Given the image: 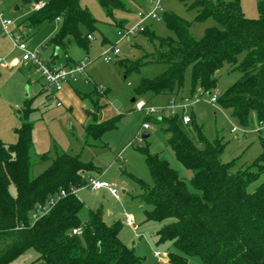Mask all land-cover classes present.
Here are the masks:
<instances>
[{"label":"trees","instance_id":"16d2710c","mask_svg":"<svg viewBox=\"0 0 264 264\" xmlns=\"http://www.w3.org/2000/svg\"><path fill=\"white\" fill-rule=\"evenodd\" d=\"M23 1L45 3L30 14L32 25L60 20L58 31L45 46L67 49L73 37L77 45L88 50L89 35L97 20L81 0ZM125 1L98 0L111 19L115 11L126 9ZM194 4L199 9L192 22L175 13L162 14L174 36L148 33L149 39L157 41L148 61L164 63L167 68L154 77L142 78L136 93L177 98L188 67L191 95L197 87L210 92L217 85V71L229 65L240 76L218 95L217 102L242 124L255 116L262 152L250 165L235 169V160H220L224 148L221 140L210 142L197 125L188 126L193 121L191 116L185 124L182 112L148 115L145 119L163 127L176 159L191 171L193 189L176 168L148 146L139 150L152 183L133 179L148 206L146 219H172L157 231L161 240L171 241L169 264H190L189 255L209 264H264V180L254 191L247 190L264 174V0L257 4V18L244 15L240 0H194ZM209 17L217 25L206 28L199 39L191 36L190 26ZM81 26L88 29L85 36ZM122 63L127 72L137 67L129 60ZM118 123V115L88 123L84 145L100 147L102 136L117 129ZM18 136L16 143L0 141V264L13 262L29 248L38 252L43 264H143L121 240L120 222L108 224L101 210L89 212L84 220L79 216L83 202L75 190L86 183L85 173L97 169L55 144L51 164L33 177V123L23 122ZM41 158L50 159L46 153ZM11 185L15 195L10 192ZM52 197L58 198L54 206L34 220L36 209ZM74 228H81V233L73 234Z\"/></svg>","mask_w":264,"mask_h":264},{"label":"rangeland","instance_id":"374dc122","mask_svg":"<svg viewBox=\"0 0 264 264\" xmlns=\"http://www.w3.org/2000/svg\"><path fill=\"white\" fill-rule=\"evenodd\" d=\"M125 2L126 9L115 11L111 19L106 16L98 0H81V5L87 7L97 20L90 32L88 50L77 45L74 38L70 37L67 49L54 47L57 56L54 58L56 64L53 66H68L67 61H70L69 65H73L86 58L89 60L86 62L85 73L78 75L75 79L77 81L72 83V96L68 99V104L61 100V105L58 106L57 98L46 96L43 78L33 65L30 64L32 68H25L13 65L12 61L22 57V52L14 45L15 38L18 37L26 39L30 52L38 51L43 59L48 57V50L53 46L46 47L45 43L58 31L60 20H45L34 26L29 19L33 12L30 2L0 0L2 17L13 20L10 31L14 37L3 32L0 19V141L16 143L19 139L18 129L22 123L26 121L33 123L31 150L33 177L51 164L55 156V144L70 154L79 155L83 161L90 162L97 170L85 173L83 178L86 183L75 190V195L83 202L79 212L81 219H86L91 211L101 210L102 217L108 224L121 223V240L142 258L143 264H169L162 262V258L166 257L171 241L161 240L157 231L160 226L172 219L164 222L146 219L145 210L148 206L143 202L141 189L131 175L152 183L149 168L139 150L140 147L146 146L151 152L159 153L176 168L190 189H193L189 181L192 173L176 159L167 143L163 127L147 121L145 118L148 114L135 108V102L139 100H143L147 107L168 105L171 96L160 93L137 95L136 91L142 78L154 77L167 68L164 63L148 61L157 46V41L149 39L148 33L161 37L174 36L166 26L162 14L175 13L192 22L199 7L194 4V0H159V5L163 9L161 17L145 19L142 24L145 31H137L128 38L119 34L121 27L131 28L137 25L140 20L137 13L149 12L156 0ZM258 2L259 0H240L242 12L246 17H258ZM214 25H217L216 21L209 17L204 22L193 23L189 32L191 36L199 39L204 36L206 28ZM80 29L85 36L88 29L83 26ZM115 47L119 48V54L112 56L111 61H105L104 56L108 53L111 55ZM122 60L137 64L136 69L127 72ZM5 63L13 67L5 68ZM190 72L191 68L188 67L177 100L192 98ZM216 74L218 76L216 87L187 108V114L193 118L188 126L197 125L210 142L221 140L224 145L220 154L222 162L235 160V169L245 168L262 152L258 139L259 126L255 116L251 115L248 122L242 124L231 115L230 109L221 107L218 102L209 101L208 93L221 94L240 76V72L229 65H224ZM96 89L101 94L100 98L95 93ZM200 92L201 89L197 87L195 93ZM102 98L107 99V107L112 108L118 115V128L102 136L100 147H83L84 127L103 113L100 105ZM98 105L101 108L96 111ZM90 110L91 113L88 114ZM164 114L169 115L168 109ZM144 122L149 124V128L144 129L148 133L146 138L141 134ZM233 127H237V131H232ZM262 128L264 129V125ZM196 143L202 146L200 142ZM45 153L50 159L41 158ZM92 176L111 184L116 183L120 198L116 199L103 190H92L89 186ZM263 180L264 174L251 183L247 190L254 191ZM9 189L11 194L15 195V187L11 185ZM126 214L132 216V224L126 221ZM156 251L162 257H155ZM187 257L190 264H209L197 255ZM15 263L43 264L39 260L38 252L33 248H29L9 264Z\"/></svg>","mask_w":264,"mask_h":264},{"label":"built area","instance_id":"2783aa9c","mask_svg":"<svg viewBox=\"0 0 264 264\" xmlns=\"http://www.w3.org/2000/svg\"><path fill=\"white\" fill-rule=\"evenodd\" d=\"M32 9H40L42 8L45 3L43 1L37 2V3H32ZM163 12V9L159 5V0H156V3L153 6V9H151L149 12H138L137 16L139 17V23L131 28H123L119 30V34L123 37H128L131 38L137 31H143L144 28L142 27L143 21L147 18H152V19H158L161 17V14ZM0 19H1V28L3 32L6 34L10 35L13 37L12 32L10 31V26L13 24V20L11 18H3L2 14L0 13ZM14 38V37H13ZM89 38H91V35H89ZM14 45L16 48H18L22 52V57L21 60L23 62L30 63L33 65L37 72L41 74V77L43 78L44 81V86L46 89H49L50 87L52 90L50 91L49 97L50 98H57L58 99V93L63 89L64 85L70 81V80H75L78 75L84 74L85 73V66L87 60L89 58H86L85 60L79 61L77 63H74L73 65H68V66H61V67H56L48 62H46L41 54L36 51V52H30L27 48L26 42L23 40L22 37L15 38ZM120 50L119 48L115 47L113 48L111 55L109 53L104 56L105 61H111L112 56H116L119 54ZM18 63L17 59H14L12 61V64L16 65ZM5 66L9 67L11 64L5 63ZM205 91L201 90L199 94L195 93L191 100L189 99H178L176 97H171L169 100L168 105H161V106H149L147 107L146 103L143 100H139L135 102V108L137 110H144L148 115H155V116H162L164 115V112L166 109H168L169 114L174 115L177 112H182V119L185 124H188L191 120L190 116L187 114V108L193 103L197 102L200 100L203 96H205ZM209 98V101L212 103L217 102L218 94H209L207 96ZM183 100V101H179ZM56 105H61V101H57ZM143 129H148L149 124L147 122H144L142 125ZM232 131H237V127H233ZM142 134V132H141ZM89 186L92 190H100V189H106L109 191V193L116 199L120 198L119 190L116 186L113 184L107 182V181H102L97 178L91 177L89 181ZM64 191L61 192V195H64ZM57 197H52L48 200V202L44 205H40L36 211L33 213L32 218L34 220H38L40 217L44 216L49 212V210L54 206L55 202L57 201ZM126 221L129 224H132V216L129 214H126ZM73 234H80L81 233V228H74L72 230ZM156 256H160L159 252H155Z\"/></svg>","mask_w":264,"mask_h":264},{"label":"crops","instance_id":"0c3cea01","mask_svg":"<svg viewBox=\"0 0 264 264\" xmlns=\"http://www.w3.org/2000/svg\"><path fill=\"white\" fill-rule=\"evenodd\" d=\"M23 38V37H22ZM23 40L26 42V39H24L23 38ZM47 47V46H46ZM48 48H51V47H48ZM18 49V48H17ZM19 50V49H18ZM20 51V50H19ZM49 52V56L48 57H45L44 59H45V61H47L49 64H51V65H55L56 64V62H55V57L57 56V52H56V49L54 50V47L53 48H51L50 50H48ZM17 60H18V63L16 64L17 66L18 65H20V66H22V67H25V68H32V66L30 65V63H27V62H23L22 60H21V58H16ZM77 61V60H76ZM68 62H70V61H67V63ZM72 63V62H71ZM10 67H13V66H9V67H7V66H5V68H10ZM43 81V80H42ZM75 81H77V80H70V81H68L65 85H64V87H63V89L58 93V100H62L63 102H66L67 104H68V99L72 96V89H73V87H72V83L73 82H75ZM42 84L44 85V81L42 82ZM45 87V86H44ZM50 91L51 90H49V89H44V92L46 93V96H48L49 97V94H50ZM95 93H96V95L98 96L99 95V98H100V95L101 94H99V91L96 89V91H95ZM169 96V95H168ZM135 101V100H134ZM99 102H100V100H99ZM107 99L106 98H102L101 99V102H100V105H102V109H101V111L103 112L102 114H100V116H98V118H96V120L97 121H102V120H105V119H108V118H111V117H114V116H116V113H115V111L112 109V108H110V107H107ZM164 105V104H163ZM97 108H96V111L97 110H99V107L98 106H96ZM101 108V107H100ZM88 114L89 113H91V110L90 111H88L87 112ZM142 130V132H145L144 131V129L142 128L141 129ZM84 135H85V132H84ZM84 141H85V139H84ZM83 147H92V146H87V145H84V143H83ZM132 177L134 176V175H131ZM93 177V176H92ZM98 179V178H97ZM113 185H115L116 187H117V184L116 183H113ZM100 190H103V191H105V192H108L109 193V191L108 190H106V189H100ZM110 194V193H109ZM111 195V194H110ZM112 196V195H111ZM113 197V196H112ZM155 257H157V258H159L158 256H155ZM160 257H162L161 255H160ZM162 262H164V263H169L168 262V253H167V255H166V257L165 258H162ZM15 264H17V263H15Z\"/></svg>","mask_w":264,"mask_h":264},{"label":"water","instance_id":"95a60500","mask_svg":"<svg viewBox=\"0 0 264 264\" xmlns=\"http://www.w3.org/2000/svg\"><path fill=\"white\" fill-rule=\"evenodd\" d=\"M210 93H208V95H209ZM135 99H132V101H134ZM142 137L143 138H146V137H148V133H146V132H142ZM84 182H86V180H84Z\"/></svg>","mask_w":264,"mask_h":264}]
</instances>
